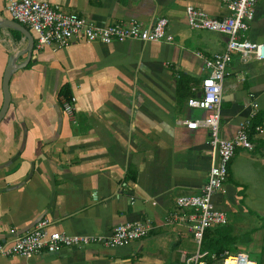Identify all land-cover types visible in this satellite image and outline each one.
<instances>
[{"label":"crops","instance_id":"crops-1","mask_svg":"<svg viewBox=\"0 0 264 264\" xmlns=\"http://www.w3.org/2000/svg\"><path fill=\"white\" fill-rule=\"evenodd\" d=\"M10 1L0 0L6 26L14 21ZM36 1L101 26L137 21L152 27L167 18L173 40H73L39 50L33 31L21 24L34 36L33 62L24 34L0 29V111L4 75L11 58L17 63L10 106L0 122V241L28 234L45 219L47 232L79 236H109L117 225L146 219L153 229L118 248L94 244L31 259L0 256V264H196L197 258L217 264L220 259L211 262L201 254L193 223L182 219L191 211L180 210L176 199L200 195L208 180L211 135L203 127L189 130L184 122L207 115L190 108L188 100L199 97L209 74L205 59L225 52L228 44L225 33L192 29L186 9L219 19L230 15L228 8L221 0ZM239 38L264 43V0ZM65 84L76 98L72 115L59 96ZM252 113L256 117L246 124ZM263 113L264 60L234 53L223 83L220 137L233 140L246 126L254 149H236L227 181L213 196L227 217L247 211L250 185L238 176L243 167L253 172L256 188L264 186L258 181L264 174V119L256 126L261 132L252 128ZM216 229L218 237L232 239L224 227Z\"/></svg>","mask_w":264,"mask_h":264},{"label":"built area","instance_id":"built-area-1","mask_svg":"<svg viewBox=\"0 0 264 264\" xmlns=\"http://www.w3.org/2000/svg\"><path fill=\"white\" fill-rule=\"evenodd\" d=\"M230 11L224 18H215L207 12L189 6L186 9L188 24L192 29L222 32L228 36L226 51L217 53L205 59V69L209 72L201 85L199 97H192L188 105L193 109L204 110L207 115L201 119L188 120L184 124L189 130L206 128L211 135V167L202 193L197 196H182L176 199L180 210H190L191 213L182 219L193 223L192 231L195 240L201 245L207 229L222 226L227 223L225 211L217 209L212 200L216 192L220 191L228 178V167L237 148L253 150L246 126H243L233 140L220 137V122L222 116L223 83L227 76V66L232 61L234 53H240L244 60L254 58L264 60V43L241 40V32L249 30L255 17L258 0H221ZM11 18L19 24L30 28L36 40L37 49H44L52 45L67 47L73 40L87 43L100 42H172L173 36L168 34L169 20L159 18L152 27H146L140 22L98 25L85 16L76 13H65L56 10L48 2L36 0H12L7 5ZM76 98L63 100L65 112L72 115ZM256 117L252 113L246 124ZM261 132V127H256ZM49 220H41L35 229L13 240L0 241V256L18 255L31 259L39 253L60 252L63 248H84L94 244H103L108 248H118L130 242L146 238L153 229L149 219L128 222L117 225L109 236H79L64 232H47ZM12 234L15 230L11 231ZM222 264H257L248 254L229 251L218 258ZM196 264H206L196 259Z\"/></svg>","mask_w":264,"mask_h":264},{"label":"rangeland","instance_id":"rangeland-1","mask_svg":"<svg viewBox=\"0 0 264 264\" xmlns=\"http://www.w3.org/2000/svg\"><path fill=\"white\" fill-rule=\"evenodd\" d=\"M251 173L253 172L246 167H243V170L238 172V176L250 185L247 191L248 200L245 199V204H243L247 211L239 210L238 213L228 214L229 222L227 227H225L226 225H222V227L227 229L228 235L232 239L223 241L220 245L231 254L241 251L247 253L257 264H264V186L261 185L256 188L254 182H251ZM259 175L258 181L264 182V174L260 172ZM215 228L213 227L212 230L214 231ZM209 251L210 253H205L211 254L214 249ZM217 264H222V260L218 261Z\"/></svg>","mask_w":264,"mask_h":264},{"label":"trees","instance_id":"trees-1","mask_svg":"<svg viewBox=\"0 0 264 264\" xmlns=\"http://www.w3.org/2000/svg\"><path fill=\"white\" fill-rule=\"evenodd\" d=\"M179 82H180L179 83V89H180V86L182 85L183 79L180 80ZM59 96L65 100L70 101V98H72V92H71L69 84H65L62 87V89L60 90ZM263 119H264V113L261 115V117H258L257 120L255 119V121L252 125V128L255 129L256 126H259V124H261ZM217 232H219V231L216 228L214 231L212 230V228L207 229L205 231L204 238H203V241L201 244V249H200L201 254H204L205 260H210L211 262L213 261V259H212L213 256H210V255L214 254L218 258L222 253H224L226 251L220 245L223 241H225V238L216 237V236H218L216 234ZM213 249H214V251H211V254L205 253V252L210 253L209 250H213Z\"/></svg>","mask_w":264,"mask_h":264},{"label":"water","instance_id":"water-1","mask_svg":"<svg viewBox=\"0 0 264 264\" xmlns=\"http://www.w3.org/2000/svg\"><path fill=\"white\" fill-rule=\"evenodd\" d=\"M10 23L12 25H3V22L0 21V29H6L7 28H11V29H16L20 32H22L24 34V36L26 37V39H28V41L30 42V45L27 49L26 54H28V58L29 60H32L33 62H35V57L33 56V49H34V36L33 34L24 26H22L21 24L15 22V21H10ZM17 67V63H16V56L14 58H11V61L9 63V67L4 75V80H3V87H4V103L2 106V109L0 111V122L3 120V118L5 117L8 108L10 106V102H11V94H10V88H9V84H10V79L13 75V73L15 72V69Z\"/></svg>","mask_w":264,"mask_h":264}]
</instances>
